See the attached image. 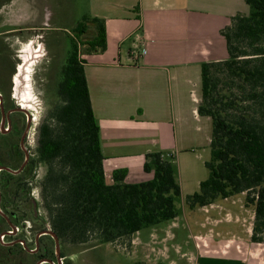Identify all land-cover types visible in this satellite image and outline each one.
Returning a JSON list of instances; mask_svg holds the SVG:
<instances>
[{"label":"trees","instance_id":"1","mask_svg":"<svg viewBox=\"0 0 264 264\" xmlns=\"http://www.w3.org/2000/svg\"><path fill=\"white\" fill-rule=\"evenodd\" d=\"M244 1L248 14L234 15L220 32L228 58L200 66L197 113L211 120L209 159L204 162L207 177L199 182L197 192L184 197L183 204L195 210L242 194L243 205L253 213L249 240L264 243V0ZM103 22L83 16L70 29V51L60 71L57 102L39 123L34 164L23 176L1 186L0 209L5 211L0 215V232L7 230L2 226L18 227L24 220L15 211L8 212L5 203L25 204L31 220L39 222L30 231L38 234L49 228L58 240L62 259L65 245L116 243L179 214L181 190L173 165L161 153L145 155L142 169L152 173L147 181L125 183V169L114 170L110 183L105 180L99 127L82 59L105 51ZM83 37L80 52L77 40ZM38 164L45 167L38 185L39 204L28 197L27 180ZM39 206L42 220L37 214ZM29 240L37 248L33 254L17 244H0V264L56 262L49 235L40 236L37 242L35 236Z\"/></svg>","mask_w":264,"mask_h":264},{"label":"crops","instance_id":"2","mask_svg":"<svg viewBox=\"0 0 264 264\" xmlns=\"http://www.w3.org/2000/svg\"><path fill=\"white\" fill-rule=\"evenodd\" d=\"M86 5L84 16L103 20L106 32L105 51L82 56L106 182L119 169L127 171L125 183L149 180L152 173L142 165L145 155L154 152L171 162L182 190L176 164L188 150H209L211 137L210 118L197 113L200 66L228 58L220 32L234 15H247L248 5L244 0H87ZM137 50L145 53L134 59L131 52ZM242 199L241 194L197 208L202 216L198 230L204 229V209L226 203L227 210L237 213L213 225L216 236L194 245L195 255L184 264H264V243L249 240L251 222L242 229L237 215ZM166 223L145 229L150 236Z\"/></svg>","mask_w":264,"mask_h":264},{"label":"rangeland","instance_id":"3","mask_svg":"<svg viewBox=\"0 0 264 264\" xmlns=\"http://www.w3.org/2000/svg\"><path fill=\"white\" fill-rule=\"evenodd\" d=\"M86 2L87 0H0V86L4 87L6 92L12 88L10 92L12 96H15L13 101L24 103L28 111L32 113L29 117L31 119L30 136L34 141L31 147L33 149L36 147L39 123L57 102L60 71L70 51V29L88 13ZM40 15L41 19H37ZM49 17H51L50 20ZM81 40H85L84 37L77 40L80 52L83 51ZM29 48L32 49V55L27 52ZM26 53L31 60L26 68L28 84L25 83L22 86L25 91V103L21 98H17L13 90V78L18 74L19 66L23 63ZM197 156L201 157L198 159ZM207 159H209L208 149L203 151L198 149L194 152L188 150L176 164L175 169L180 177L183 196L177 200L179 213L177 218L151 230L150 236L149 229L141 230L140 235L145 239L132 235L130 239L95 247H92V243L77 246L65 245L62 252L64 258H61L63 264H135L136 262L184 264L190 262L189 258L195 255L191 251L194 245H201L202 240L216 236L217 229L213 225L232 220L236 218L235 213H237L227 210L226 203L218 209L208 208V211L204 209L201 211L206 215L204 229L198 230L197 223L202 220L198 209L191 210L181 206L180 200L183 201L187 195L197 192L196 181L207 177V170L204 167ZM44 173L45 167L38 164L31 178L27 179L30 188L28 197L38 204V185ZM243 199L242 203L241 201L239 203L241 207L237 215L242 218L241 224L244 225L242 229H245L251 222L253 213L249 207L242 206ZM234 203L238 204L237 201ZM5 207L8 212L15 211L18 216L22 215L24 220L19 222V225H24V229L29 231L28 238L33 240L36 233L30 231V228L38 227L39 222L31 220L30 211L25 204L5 203ZM1 211H5L4 208H1ZM211 211H216L217 215L211 217ZM37 212L42 220L44 215L40 206ZM211 218L216 221H212ZM2 227L1 229H9L6 225ZM188 234L190 236L186 237ZM9 240L4 238L3 242L7 243Z\"/></svg>","mask_w":264,"mask_h":264},{"label":"flooded vegetation","instance_id":"4","mask_svg":"<svg viewBox=\"0 0 264 264\" xmlns=\"http://www.w3.org/2000/svg\"><path fill=\"white\" fill-rule=\"evenodd\" d=\"M11 89L6 92L4 87H0V168H4L0 171V194L3 191L1 190L3 184L14 182L16 177L26 173L24 170H28L34 164L33 158L36 154V147L31 148L34 141L30 136L29 116L32 113L28 111V108L25 111L20 103L13 101L15 96H12ZM18 229L17 233L21 235L16 233L8 236L10 240L6 246L12 247L17 244L27 253H35L37 248L28 239L27 232L22 233L25 230L24 225L18 224ZM19 240L24 241L25 245L17 243Z\"/></svg>","mask_w":264,"mask_h":264},{"label":"bare ground","instance_id":"5","mask_svg":"<svg viewBox=\"0 0 264 264\" xmlns=\"http://www.w3.org/2000/svg\"><path fill=\"white\" fill-rule=\"evenodd\" d=\"M27 52L30 55H32V49L31 48H29V50ZM30 60H31L30 57H28L27 53H26V57L23 59V63L19 66L18 74L13 78V84H14L13 90L15 91L17 98H21V100H23L24 102H25V100H24V97H25L24 92L25 91L23 90L22 86L25 83H26V85L28 84L26 82V80L28 78V76L26 75V72L28 69L26 70V68H27V64ZM20 105H21V108L24 109L25 111L28 108L27 105H25L24 103H20Z\"/></svg>","mask_w":264,"mask_h":264},{"label":"water","instance_id":"6","mask_svg":"<svg viewBox=\"0 0 264 264\" xmlns=\"http://www.w3.org/2000/svg\"><path fill=\"white\" fill-rule=\"evenodd\" d=\"M1 170H4V168H0V171ZM5 170H8V169H5ZM10 171V170H8ZM2 211L0 210V215L2 216ZM9 227L14 230L15 229V226L12 225V224H9ZM42 235H49L52 239H53V242H54V245H55V251H54V255H55V260L56 261H60V256H59V252H60V246H59V243H58V240L56 238V236L52 233V231L47 228L45 231H42V232H39L38 234L35 235V242H37L38 238ZM7 245V244H6ZM43 263H48V264H52V261L50 260H41L35 264H43Z\"/></svg>","mask_w":264,"mask_h":264},{"label":"built area","instance_id":"7","mask_svg":"<svg viewBox=\"0 0 264 264\" xmlns=\"http://www.w3.org/2000/svg\"><path fill=\"white\" fill-rule=\"evenodd\" d=\"M145 53V51L144 50H141V51H132L131 52V56L134 58V59H136V58H139V54L140 55H142V54H144ZM17 231H19V229H18V227L17 226H15V229L14 230H12L11 228H9V230H7V231H5L4 233H2V234H0V244H4V245H6L7 243H5V242H3V239L4 238H6V237H8V236H13V235H15L16 233H17ZM17 243H19L20 245H25V243H24V241H21V240H19ZM52 264H63V262H62V259L60 258V261L58 262V261H56V262H52Z\"/></svg>","mask_w":264,"mask_h":264}]
</instances>
